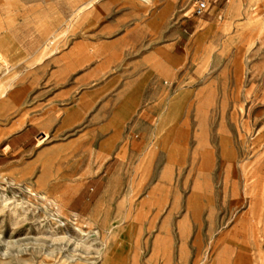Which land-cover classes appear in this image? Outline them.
I'll return each instance as SVG.
<instances>
[{"label":"rangeland","instance_id":"rangeland-1","mask_svg":"<svg viewBox=\"0 0 264 264\" xmlns=\"http://www.w3.org/2000/svg\"><path fill=\"white\" fill-rule=\"evenodd\" d=\"M197 1L0 0V264H264V0Z\"/></svg>","mask_w":264,"mask_h":264},{"label":"bare ground","instance_id":"bare-ground-1","mask_svg":"<svg viewBox=\"0 0 264 264\" xmlns=\"http://www.w3.org/2000/svg\"><path fill=\"white\" fill-rule=\"evenodd\" d=\"M2 61H4V60L2 59ZM2 61H1V62H2ZM2 64H4V62H2ZM5 67H6V65H5ZM45 136H46V133H45ZM48 166H49V164H48ZM44 168H45V167H44ZM51 168H52V167H51ZM76 170H77V169H76ZM44 174H45V172H44ZM68 178H69V177H68ZM57 180H59V179H57ZM52 183H53V182H52ZM56 183H57V182H56ZM39 184H40V183H39ZM57 184H58V183H57ZM57 184H56V185H57ZM60 185H62V184H60ZM33 186H34V185H33ZM34 187H35V186H34ZM54 187H55V186H54ZM60 187H61V186H60ZM27 188H28V187H27ZM32 188H33V187H32ZM32 188H31V191H32ZM46 188H47V187H46ZM74 188H75V187H74ZM49 189H50V188H49ZM49 189H48V190H49ZM34 190H35V189H34ZM60 190H61V189H60ZM64 190H65V189H64ZM71 190H72V189H71ZM71 190H70V191H71ZM25 191H26V190H25ZM27 191H29V192L31 193L32 196H37L38 198H40L39 200L42 199V200H44V202H45L46 198H45L43 195L39 196V195H37V194H34V193L31 192L29 189H27ZM36 191H37V190H36ZM39 193H40V192H39ZM66 193H67V192H66ZM68 194H69V193H68ZM28 195H29V194H28ZM64 195H65V194H64ZM57 197H58V194H57ZM34 198H35V197H34ZM58 198H59V197H58ZM53 199H54V198H53ZM62 200H63V199H62ZM54 201H56V200L54 199ZM46 202H47V201H46ZM62 202H63V201H62ZM48 203H49V202H48ZM58 203H59V202H58ZM50 204H51V203H50ZM61 204H62V203H61ZM18 205H19V204H18ZM55 205H56V204H55ZM58 205H60V204H58ZM58 205H57V206H58ZM47 206H48V205H47ZM57 206H56V208H57ZM47 208H48V207H47ZM58 208H59V207H58ZM61 209H62V208H61ZM61 209H60V210H61ZM57 212H58V210H57ZM59 222H60V226H64V227H65V226L67 225L65 222H63V221H61V220H60ZM76 230H77L80 234H82V235L84 236V234H85V233H84V230H82V229L79 228V227H77ZM60 238H61V237H60ZM103 245H104V244H103ZM91 247H92V246H88V247H87V253H89L88 251L90 250ZM102 253H103V252H102V250H101V251H100V254H102ZM79 261H83V260H82V259H79L78 262H77L76 264H79ZM83 262H85V261H83Z\"/></svg>","mask_w":264,"mask_h":264},{"label":"built area","instance_id":"built-area-1","mask_svg":"<svg viewBox=\"0 0 264 264\" xmlns=\"http://www.w3.org/2000/svg\"><path fill=\"white\" fill-rule=\"evenodd\" d=\"M209 10V3L205 0H198L194 4V15L197 17H203Z\"/></svg>","mask_w":264,"mask_h":264},{"label":"crops","instance_id":"crops-1","mask_svg":"<svg viewBox=\"0 0 264 264\" xmlns=\"http://www.w3.org/2000/svg\"><path fill=\"white\" fill-rule=\"evenodd\" d=\"M6 141V140H4ZM19 140L17 139H12V138H9L8 139V143L4 142V150H7V152L5 154H2L3 156H1L2 158H9L10 160V156L14 155V153L16 152L15 150H13V148L16 147L17 143H18Z\"/></svg>","mask_w":264,"mask_h":264}]
</instances>
